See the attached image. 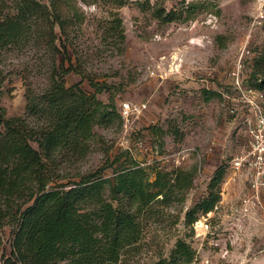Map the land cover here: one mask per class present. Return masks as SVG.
Wrapping results in <instances>:
<instances>
[{
  "label": "rangeland",
  "instance_id": "obj_1",
  "mask_svg": "<svg viewBox=\"0 0 264 264\" xmlns=\"http://www.w3.org/2000/svg\"><path fill=\"white\" fill-rule=\"evenodd\" d=\"M39 1L53 9V0ZM6 2L5 8H11L13 0ZM115 12L123 19V43L115 38ZM255 13V0H127L120 6L114 0H68L70 34H61L54 23V43L61 50V40L67 44L82 73L59 68L63 54L49 38L32 35L2 50L1 104L9 116L26 114L28 87L39 97L54 66L67 86L80 82L103 102L114 101L116 115L124 102L141 106L128 118L112 114L109 125L97 123L84 157L63 159L59 180L79 179L80 172L99 169L112 176L132 161L146 169L150 181L158 169L195 168L186 194L170 202L157 199L140 216L141 238L113 264H152L168 256L178 238L197 249L190 264H264V216L246 222L242 245L228 257L194 236L186 216L208 195L218 168L224 171L215 186L221 198L236 202L247 191L244 176L229 166L247 137L226 96L233 94L231 72L240 58L248 83L254 59L264 52V20L256 21ZM37 23L43 31L50 26L46 18ZM89 78L103 88L97 90ZM13 238L14 223L0 226V264L12 256Z\"/></svg>",
  "mask_w": 264,
  "mask_h": 264
},
{
  "label": "trees",
  "instance_id": "obj_2",
  "mask_svg": "<svg viewBox=\"0 0 264 264\" xmlns=\"http://www.w3.org/2000/svg\"><path fill=\"white\" fill-rule=\"evenodd\" d=\"M114 1L119 6L127 2ZM6 4L0 0V56L10 44L32 35L54 43V23L61 34H70L68 0H53L51 10L39 0H13L7 9ZM172 13L167 12L168 20L174 18ZM41 18L50 25L45 31L37 23ZM115 18V38L123 43V19L117 12ZM61 45L63 50L54 43L55 51L63 54L59 68L64 73H82L67 44L61 40ZM57 71L54 66L49 86L39 97L28 87L26 114L9 116L1 104L5 78L0 69V226L14 223L12 256L3 264H113L141 238L140 216L147 208L157 199L170 202L186 194L196 170L158 169L150 181L146 169L132 161L120 165L112 176H104L99 169L80 172L79 179L59 180L63 159L84 157L95 136L94 126L109 125L114 115L120 119L121 114L116 115L114 101L103 102L80 82L67 86ZM89 80L97 90L103 88L93 78ZM248 81L261 92L264 89V52L254 59ZM223 175L218 168L208 195L187 211L189 223L200 215L196 211L207 212L221 199L215 186ZM196 258L193 244L178 238L170 254L152 264H190Z\"/></svg>",
  "mask_w": 264,
  "mask_h": 264
},
{
  "label": "built area",
  "instance_id": "obj_3",
  "mask_svg": "<svg viewBox=\"0 0 264 264\" xmlns=\"http://www.w3.org/2000/svg\"><path fill=\"white\" fill-rule=\"evenodd\" d=\"M255 20H264V0H255ZM243 64L231 72L233 94L226 99L230 112L238 118L246 134L245 147L229 161V166L244 176L247 188L239 200L231 202L221 198L215 206L198 216L192 223L194 236L207 240L223 257L231 255L233 248L242 245L247 234L246 222L261 221L264 216V102L262 92L247 83L243 76ZM130 102H124L121 115L128 118L135 109Z\"/></svg>",
  "mask_w": 264,
  "mask_h": 264
}]
</instances>
